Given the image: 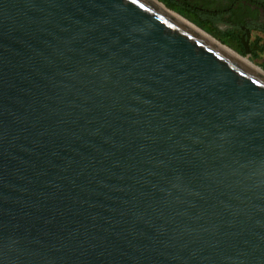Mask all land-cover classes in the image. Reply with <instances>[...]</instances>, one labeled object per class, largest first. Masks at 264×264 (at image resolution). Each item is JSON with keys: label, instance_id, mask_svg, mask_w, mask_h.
Wrapping results in <instances>:
<instances>
[{"label": "water", "instance_id": "95a60500", "mask_svg": "<svg viewBox=\"0 0 264 264\" xmlns=\"http://www.w3.org/2000/svg\"><path fill=\"white\" fill-rule=\"evenodd\" d=\"M159 3L0 0V264H264V71Z\"/></svg>", "mask_w": 264, "mask_h": 264}, {"label": "flooded vegetation", "instance_id": "af4514ba", "mask_svg": "<svg viewBox=\"0 0 264 264\" xmlns=\"http://www.w3.org/2000/svg\"><path fill=\"white\" fill-rule=\"evenodd\" d=\"M170 1L179 8L198 15L216 34L234 43L229 46L220 41L222 44L256 67L264 69V0ZM254 61L261 62L258 66Z\"/></svg>", "mask_w": 264, "mask_h": 264}, {"label": "rangeland", "instance_id": "374dc122", "mask_svg": "<svg viewBox=\"0 0 264 264\" xmlns=\"http://www.w3.org/2000/svg\"><path fill=\"white\" fill-rule=\"evenodd\" d=\"M178 11H181V12H183L185 15H187L188 17H190L192 20H195V14H193V13H191V12H188V11H184L183 9L181 10V8H179L178 7V9H177ZM185 18V17H184ZM187 19V18H186ZM187 20H189V19H187ZM190 21V20H189ZM200 21V22H199ZM190 22H192V21H190ZM198 22H199V24H202L204 27H205V29H206V31H208V32H210V33H213V34H215V32H214V29L209 25V24H207L206 22H202L201 20H198ZM193 23V22H192ZM203 30V29H202ZM216 35V34H215ZM212 37H214L216 40H218L219 42L220 41H223V42H226V43H228V44H226V45H230V46H232V45H234V43L232 42V41H230L229 39H226L225 37H221V36H218V38H216L215 36H213V35H211ZM230 48V47H229ZM231 49V48H230ZM261 61H254L253 63L254 64H256V65H258L259 63H260ZM259 66V65H258ZM262 69V71H264V69L263 68H261Z\"/></svg>", "mask_w": 264, "mask_h": 264}, {"label": "trees", "instance_id": "16d2710c", "mask_svg": "<svg viewBox=\"0 0 264 264\" xmlns=\"http://www.w3.org/2000/svg\"><path fill=\"white\" fill-rule=\"evenodd\" d=\"M160 1H162L163 3H165L166 4V6L169 8V9H171V10H173V11H175V12H177L178 14H180L181 16H183V17H185V18H187V19H189L190 21H192L195 25H197L199 28H201V29H203L204 31H206V29H205V27L202 25V24H199V22H198V20H201L202 22H204L198 15H196L195 14V20H192L190 17H188L187 15H185L183 12H181V11H178L177 9H178V5L176 4V3H174V2H172V1H170V0H160ZM181 10H182V8H181ZM184 10V9H183ZM185 11V10H184ZM189 12V11H188ZM192 13V12H191ZM194 14V13H193ZM207 33H209V34H211V35H213V36H215L216 38H218V34H216V32H215V34H213V33H210V32H208V31H206ZM223 42V41H222ZM224 44H228V43H226V42H223ZM230 46V45H229Z\"/></svg>", "mask_w": 264, "mask_h": 264}, {"label": "bare ground", "instance_id": "6f19581e", "mask_svg": "<svg viewBox=\"0 0 264 264\" xmlns=\"http://www.w3.org/2000/svg\"><path fill=\"white\" fill-rule=\"evenodd\" d=\"M159 6H160L161 8H165V9H167L166 6H164L163 4H160V3H159ZM170 13L172 14V16H174L175 18H177L178 20H180V21H182V22H185L186 24H188L189 26H191L192 28H194L195 30H197L199 33L203 34V35L206 36L207 38L212 39V37H210L209 35H207V34H206L205 32H203L202 30L196 28L194 25H192L190 22H188L186 19L182 18V17L179 16L178 14H176V13H172V12H170ZM234 55L237 56L236 54H234ZM237 57H238V56H237ZM242 60L245 61V62L248 63V64H251L252 66H255V65H253L250 61H248L247 59H242ZM259 71H260V69H259Z\"/></svg>", "mask_w": 264, "mask_h": 264}]
</instances>
